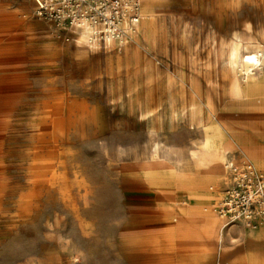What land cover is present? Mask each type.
Masks as SVG:
<instances>
[{"label": "rangeland", "instance_id": "1", "mask_svg": "<svg viewBox=\"0 0 264 264\" xmlns=\"http://www.w3.org/2000/svg\"><path fill=\"white\" fill-rule=\"evenodd\" d=\"M29 7L0 0V264H260L240 240L175 242L192 220L167 232L191 203L222 220L215 184L182 181L208 131L264 143V0H142L138 38L111 47Z\"/></svg>", "mask_w": 264, "mask_h": 264}, {"label": "built area", "instance_id": "2", "mask_svg": "<svg viewBox=\"0 0 264 264\" xmlns=\"http://www.w3.org/2000/svg\"><path fill=\"white\" fill-rule=\"evenodd\" d=\"M36 15L61 25H87L92 37L126 42L140 22L142 0H36ZM229 186L216 205L227 227L243 223L264 226V170L251 163L228 164Z\"/></svg>", "mask_w": 264, "mask_h": 264}, {"label": "crops", "instance_id": "3", "mask_svg": "<svg viewBox=\"0 0 264 264\" xmlns=\"http://www.w3.org/2000/svg\"><path fill=\"white\" fill-rule=\"evenodd\" d=\"M26 1H27V4L30 6L29 7L30 11L33 7V4L35 5L36 8L38 7V2L36 0H26ZM235 132H237L236 135L238 137H242L243 134L247 132V130L243 128L236 129L234 130V132H232V135L231 134L227 135L226 141L224 143V148H228L226 151L224 150L227 156V159L229 157L228 155L230 151L232 150H239L242 153V146L240 144L241 143L240 141H242L243 139L236 138L234 136ZM250 138L252 139V137ZM242 154L244 156V159L241 160V162L245 161L246 159V154H244V152ZM191 158L193 161L194 173L191 175L190 178L188 177L182 178V181H185V183L187 181L188 184L190 181H192V185L190 184L189 187H187L188 191L195 192L198 190V188H201V185L203 184V182L204 183L211 182L217 186L219 192L224 193L227 187L229 186L227 166L231 161H229V159L227 161H224L220 158H217L213 153H208L204 149L194 150ZM226 162H228L227 165H226ZM258 168L264 170L263 166L262 167L258 166ZM226 169H227V175L225 173ZM203 207L204 206H202L200 202L191 203V204H187L186 206H184V208L182 209V212L178 213L179 218L176 219L177 224H174L170 227V229L167 232V236L171 235L170 232L173 229H175V227L179 223L187 224L185 222L192 220V223L195 226L191 225V228L181 227V229L178 230L179 232L175 229V232L173 235L176 238H179V239H176L175 242L177 243L180 242L184 244H192V245H196L200 247H206L207 245L213 244L216 241L228 243L232 240H240V241H243L246 247L247 256L250 259L256 256L257 254H260V253L264 254V239L262 238V235L264 233V226H259L256 230H250V229L243 227L242 224L241 225L239 224L233 227L231 230H228L227 233L224 235L223 230H222V220L223 219L216 220L213 217L212 209L210 212H208V214H205V215L201 214V210ZM204 209H207V207L205 206ZM223 224H224V221H223ZM229 226L227 227L224 226V228H228ZM260 264H264V260H262Z\"/></svg>", "mask_w": 264, "mask_h": 264}, {"label": "bare ground", "instance_id": "4", "mask_svg": "<svg viewBox=\"0 0 264 264\" xmlns=\"http://www.w3.org/2000/svg\"><path fill=\"white\" fill-rule=\"evenodd\" d=\"M151 2V1H150ZM147 3V2H146ZM145 13L142 14V19H143V16H144ZM140 19H141V13H140ZM141 19V21H142ZM61 25V24H59ZM139 26H137V28L133 31H131L130 35L133 36V38L137 39L138 38V34H139V30L140 28L142 29V23L139 22L138 24ZM64 28H67V29H70L69 30V33L71 34V36L74 38V40H76V42L78 44H81V45H84L86 47H93V46H97L99 44H103V43H100V42H97L93 37H92V34H93V28L87 26V25H73V26H69V27H64ZM69 34V35H70ZM130 38V36H129ZM104 42H107V44L111 47L113 45H116L117 43L119 44H122L121 41L117 40V39H114L112 37H106V40ZM124 43V42H123ZM120 46V45H119ZM260 55V54H259ZM259 55L258 54H254V53H251V54H247L243 57V62H245L246 64L249 65V68L248 70H242L244 71V74L246 76L250 75V74H253V71L255 69L256 66H260L261 65V61H260V58H259ZM254 76V75H253ZM250 79V78H249ZM264 82V81H263ZM255 84V83H254ZM253 84V86H254ZM248 82L247 81H241L239 78H236V88H237V92L240 94V96L238 97H235L234 99L236 100H241L243 99L247 94H248ZM256 86V85H255ZM250 87V86H249ZM252 88V87H250ZM256 88V87H255ZM250 91V90H249ZM257 91V90H256ZM257 96V95H256ZM253 97V96H251ZM249 100H252L250 98H248ZM256 99V98H255ZM84 116L81 115V117ZM80 117V118H81ZM231 128V127H230ZM215 130H216V133H212V132H207L206 133V138H205V142L203 144L204 148H206V152L208 153H213L217 158H220L222 160H227V156L224 152V143L226 141V138H227V133H226V130L225 128H223L222 126L220 125H216L215 126ZM221 130V133L219 135H217V131H220ZM55 133V132H54ZM232 133V132H231ZM230 133V134H231ZM234 134V133H233ZM237 132H235L234 136L236 138H242L243 140L240 141L242 144V146L248 148V150L253 154V155H257V154H264V143L263 142H257V141H254L252 139H249V138H246V137H238L237 135ZM52 135V134H51ZM239 135V134H238ZM56 140V139H55ZM203 152V151H202ZM201 153V152H200ZM205 157V156H204ZM200 160V159H199ZM205 160V158H204ZM201 161V160H200ZM244 162H247V163H251V164H254V162H252L251 160L249 159H245ZM260 163L263 162V160L259 161ZM205 163V162H204ZM203 163V164H204ZM257 166V165H256ZM258 167V166H257ZM221 168V167H220ZM214 169V168H213ZM216 170V169H215ZM221 170V169H220ZM217 171V170H216ZM222 171V170H221ZM203 182V181H202ZM204 183V182H203ZM196 184V183H195ZM198 184V183H197ZM194 185V183H193ZM37 191V190H36ZM185 215V214H184ZM223 223V221H222ZM241 225L247 229H250V230H256L258 227H255V228H250V227H247L245 224L243 223H235L234 225L230 226V228L227 229L228 230H231L233 227L237 226V225ZM216 228V227H215ZM183 235V234H182Z\"/></svg>", "mask_w": 264, "mask_h": 264}]
</instances>
